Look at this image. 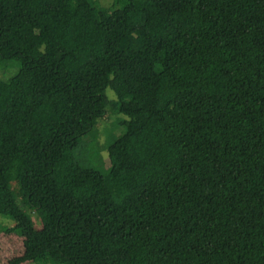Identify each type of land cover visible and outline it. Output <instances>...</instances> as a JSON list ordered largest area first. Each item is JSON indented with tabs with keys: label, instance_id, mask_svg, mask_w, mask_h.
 I'll list each match as a JSON object with an SVG mask.
<instances>
[{
	"label": "trees",
	"instance_id": "16d2710c",
	"mask_svg": "<svg viewBox=\"0 0 264 264\" xmlns=\"http://www.w3.org/2000/svg\"><path fill=\"white\" fill-rule=\"evenodd\" d=\"M109 1L0 0L18 260L264 264V0ZM111 111L98 169L74 150Z\"/></svg>",
	"mask_w": 264,
	"mask_h": 264
},
{
	"label": "rangeland",
	"instance_id": "374dc122",
	"mask_svg": "<svg viewBox=\"0 0 264 264\" xmlns=\"http://www.w3.org/2000/svg\"><path fill=\"white\" fill-rule=\"evenodd\" d=\"M102 2L107 5L110 1L102 0ZM14 71L15 69L9 73H5L1 70L0 75L8 77ZM106 93L112 101H117V97L110 87L107 88ZM124 119H127L125 115H119V113H114V111L101 118L94 129L86 134L75 147L76 158L81 161L84 160L90 166L98 169H102V160L109 165V158L105 148L107 144L113 142L123 132L124 127L121 125V122ZM16 198H18V201H21L19 195ZM21 206L31 218L34 226L40 228L42 226L41 218L35 209H31L22 203ZM15 223L16 221L12 217L0 215V264H64L53 261L47 255L35 261H19L18 258L24 253L23 238L17 232L7 230L13 227Z\"/></svg>",
	"mask_w": 264,
	"mask_h": 264
}]
</instances>
